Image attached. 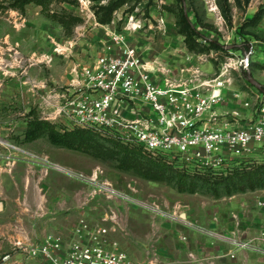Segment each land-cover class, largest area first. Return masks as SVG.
I'll list each match as a JSON object with an SVG mask.
<instances>
[{
	"label": "rangeland",
	"instance_id": "374dc122",
	"mask_svg": "<svg viewBox=\"0 0 264 264\" xmlns=\"http://www.w3.org/2000/svg\"><path fill=\"white\" fill-rule=\"evenodd\" d=\"M109 1L0 0V145L9 142L15 147H4L14 148L16 155L35 158L22 148L33 142L23 141L28 121L40 115L71 124L60 107L80 91L81 70L99 55H120L127 46L138 49L159 81L166 74L176 82L194 78L197 70L204 79L214 78L220 65H228V81L214 107L219 121L236 113L240 121L250 120L264 107V93L247 79L251 72L264 84V0H241V5L229 0L230 20L218 0H185L184 8L201 33L223 45L208 48L199 37L200 47L206 48L197 52L178 31L179 0H125L110 22L101 23L97 10ZM248 43L250 64L243 67L239 61ZM39 139L40 144L47 141ZM68 153L87 176L62 170L89 185L94 205L88 221L110 227L105 236L110 246L150 264H264V252L239 245L246 239L259 243L264 188L230 195L221 188L219 196L204 187L190 192L175 181L149 180L116 168L115 162L77 150ZM247 158L264 159V143ZM93 176L95 181L89 179ZM98 183L118 193L110 195Z\"/></svg>",
	"mask_w": 264,
	"mask_h": 264
},
{
	"label": "built area",
	"instance_id": "2783aa9c",
	"mask_svg": "<svg viewBox=\"0 0 264 264\" xmlns=\"http://www.w3.org/2000/svg\"><path fill=\"white\" fill-rule=\"evenodd\" d=\"M251 52L252 46L249 50L244 47L239 61L243 67L250 64ZM226 68L228 65H220L219 74L209 79H204L197 70L194 78L184 76L176 82L166 74L159 81L138 49L127 46L120 55L101 54L84 67L77 79L80 91L60 107V112L72 122L65 124L69 128L109 129L153 156L166 154L182 158L185 163L226 167L232 160L247 158L256 145L264 143V107L250 120L240 121L236 113L224 124L215 123L218 115L214 107L228 81L224 76ZM1 143L15 147L6 141ZM52 166L66 169L55 163ZM89 179L95 181L96 177ZM97 185L110 195L118 193L111 186ZM109 230L110 227L101 224L91 225L83 217L67 248L62 236L56 234H48L31 245L16 241L15 247L49 264H150L110 246L105 237ZM258 241L257 244L246 239L239 245L264 252V230ZM11 258L10 251L0 255V264H8Z\"/></svg>",
	"mask_w": 264,
	"mask_h": 264
},
{
	"label": "crops",
	"instance_id": "0c3cea01",
	"mask_svg": "<svg viewBox=\"0 0 264 264\" xmlns=\"http://www.w3.org/2000/svg\"><path fill=\"white\" fill-rule=\"evenodd\" d=\"M215 123L224 124L218 118ZM39 140L28 143L27 149L22 147L35 158L18 156L14 148L0 145V255L12 253L8 264H49L17 249L16 241L31 245L56 234L62 236L67 248L80 219L90 220L93 211L90 187L84 179L52 166L55 163L79 170L85 176L86 172L76 167L68 155L72 149L48 140L41 143L42 147Z\"/></svg>",
	"mask_w": 264,
	"mask_h": 264
},
{
	"label": "trees",
	"instance_id": "16d2710c",
	"mask_svg": "<svg viewBox=\"0 0 264 264\" xmlns=\"http://www.w3.org/2000/svg\"><path fill=\"white\" fill-rule=\"evenodd\" d=\"M30 0H23L27 3ZM178 17V31L185 36V42L191 51L203 50L199 37L208 42V48H221L223 45L215 38L204 36L190 19L183 3ZM241 5V0H235ZM249 2L250 0H245ZM125 0H110L100 5L97 19L101 23L112 20V14ZM224 15L230 20L229 0H218ZM42 3V0H40ZM264 11V7H262ZM261 15V11L252 19ZM76 20V19H74ZM249 50L250 44L244 45ZM264 93V84L260 88ZM24 142H32L39 138H46L51 144L72 150L84 152L100 160L115 162V167L134 172L137 175L153 181H175L180 190L194 192L199 188L212 189L217 196L220 194H234L247 190L264 188V159L242 158L228 162L226 167H212L196 164L189 167L179 157L166 154L153 156L142 146L125 142L118 134L109 129L98 130L93 127L59 125L40 115L33 116L28 121L24 131ZM221 188L223 192L221 191Z\"/></svg>",
	"mask_w": 264,
	"mask_h": 264
},
{
	"label": "water",
	"instance_id": "95a60500",
	"mask_svg": "<svg viewBox=\"0 0 264 264\" xmlns=\"http://www.w3.org/2000/svg\"><path fill=\"white\" fill-rule=\"evenodd\" d=\"M247 79L251 82V83H253L256 87H258L259 89L262 87V85L263 84H261L257 79H255L253 76H252V74H251V72H248V74H247Z\"/></svg>",
	"mask_w": 264,
	"mask_h": 264
},
{
	"label": "bare ground",
	"instance_id": "6f19581e",
	"mask_svg": "<svg viewBox=\"0 0 264 264\" xmlns=\"http://www.w3.org/2000/svg\"><path fill=\"white\" fill-rule=\"evenodd\" d=\"M184 215H185V213H184Z\"/></svg>",
	"mask_w": 264,
	"mask_h": 264
}]
</instances>
